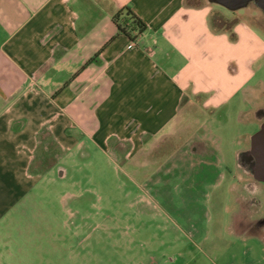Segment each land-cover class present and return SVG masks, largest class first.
Instances as JSON below:
<instances>
[{
    "label": "crops",
    "instance_id": "obj_1",
    "mask_svg": "<svg viewBox=\"0 0 264 264\" xmlns=\"http://www.w3.org/2000/svg\"><path fill=\"white\" fill-rule=\"evenodd\" d=\"M125 6L147 24L134 40L114 20ZM215 10L188 0H0V224L18 219L41 182L39 150L79 144L89 157L93 139L138 152L184 105L250 94L263 35L245 19L235 39L215 31Z\"/></svg>",
    "mask_w": 264,
    "mask_h": 264
},
{
    "label": "rangeland",
    "instance_id": "obj_2",
    "mask_svg": "<svg viewBox=\"0 0 264 264\" xmlns=\"http://www.w3.org/2000/svg\"><path fill=\"white\" fill-rule=\"evenodd\" d=\"M204 2L264 38L255 4H188ZM253 68L250 94L222 107L184 105L138 152L93 139L89 157L79 144L39 150L41 182L18 219L0 224V264H264V182L239 165L264 122V55ZM59 164L69 170L62 179Z\"/></svg>",
    "mask_w": 264,
    "mask_h": 264
},
{
    "label": "water",
    "instance_id": "obj_3",
    "mask_svg": "<svg viewBox=\"0 0 264 264\" xmlns=\"http://www.w3.org/2000/svg\"><path fill=\"white\" fill-rule=\"evenodd\" d=\"M251 1H254L264 13V0H208L210 3L219 4L233 11L246 7ZM239 165L245 172H249L257 182H264V122L260 129L251 136L250 148L244 151ZM57 170L61 177L67 174L63 166H58Z\"/></svg>",
    "mask_w": 264,
    "mask_h": 264
},
{
    "label": "trees",
    "instance_id": "obj_4",
    "mask_svg": "<svg viewBox=\"0 0 264 264\" xmlns=\"http://www.w3.org/2000/svg\"><path fill=\"white\" fill-rule=\"evenodd\" d=\"M189 1V0H188ZM219 13H212L211 15V25L213 29L216 31L221 30H229L231 32L232 39L236 38L235 33L233 32V26L238 22H234L233 24H229L228 19L224 18L222 15L219 17ZM123 18L120 21V17ZM114 20L118 26V32L126 33L132 37L134 40L137 34L144 32L147 29L146 22L140 18L129 6L123 7L114 15ZM137 32L136 34H132L133 32ZM206 163L202 164V166Z\"/></svg>",
    "mask_w": 264,
    "mask_h": 264
},
{
    "label": "flooded vegetation",
    "instance_id": "obj_5",
    "mask_svg": "<svg viewBox=\"0 0 264 264\" xmlns=\"http://www.w3.org/2000/svg\"><path fill=\"white\" fill-rule=\"evenodd\" d=\"M250 3L255 4V5L257 6V8L261 9V8H260V7L254 2V1H251ZM250 3H249V4H250ZM249 4H248L246 7H248ZM246 7H243V8H246ZM243 8H240V9H243ZM238 10H239V9H238ZM232 11H233V10H232ZM235 11H236V10H235ZM263 113H264V112H263ZM252 188H253V187H251V189H252ZM251 195H252V194H251ZM237 199H238L240 202H241L242 200H244V198H241V199H240V198H237ZM242 202H243V201H242ZM242 202H241V203H242ZM252 202H255V200L253 199Z\"/></svg>",
    "mask_w": 264,
    "mask_h": 264
}]
</instances>
